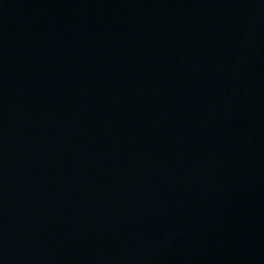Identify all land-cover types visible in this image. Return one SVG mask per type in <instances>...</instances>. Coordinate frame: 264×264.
I'll return each instance as SVG.
<instances>
[{
    "label": "water",
    "instance_id": "95a60500",
    "mask_svg": "<svg viewBox=\"0 0 264 264\" xmlns=\"http://www.w3.org/2000/svg\"><path fill=\"white\" fill-rule=\"evenodd\" d=\"M0 264H264V0H0Z\"/></svg>",
    "mask_w": 264,
    "mask_h": 264
}]
</instances>
